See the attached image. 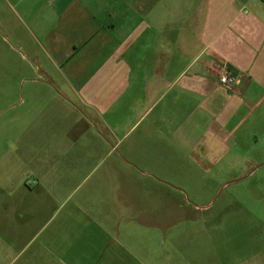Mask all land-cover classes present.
I'll return each mask as SVG.
<instances>
[{
	"label": "rangeland",
	"instance_id": "rangeland-1",
	"mask_svg": "<svg viewBox=\"0 0 264 264\" xmlns=\"http://www.w3.org/2000/svg\"><path fill=\"white\" fill-rule=\"evenodd\" d=\"M35 45L0 0V264H264V103L220 139L193 99L194 131L97 130Z\"/></svg>",
	"mask_w": 264,
	"mask_h": 264
},
{
	"label": "crops",
	"instance_id": "crops-1",
	"mask_svg": "<svg viewBox=\"0 0 264 264\" xmlns=\"http://www.w3.org/2000/svg\"><path fill=\"white\" fill-rule=\"evenodd\" d=\"M10 9L41 75L100 118L87 116L94 129L146 106L164 127L194 131L193 99L220 139L261 111L264 0H10ZM224 66L236 84L219 81Z\"/></svg>",
	"mask_w": 264,
	"mask_h": 264
},
{
	"label": "built area",
	"instance_id": "built-area-1",
	"mask_svg": "<svg viewBox=\"0 0 264 264\" xmlns=\"http://www.w3.org/2000/svg\"><path fill=\"white\" fill-rule=\"evenodd\" d=\"M219 81L226 86H232L238 82V78L235 74L228 72L224 66L222 72L219 73Z\"/></svg>",
	"mask_w": 264,
	"mask_h": 264
}]
</instances>
